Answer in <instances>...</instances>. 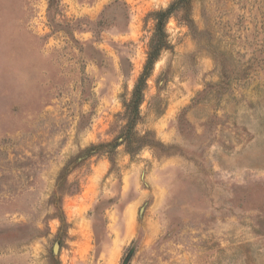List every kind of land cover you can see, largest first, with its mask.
<instances>
[{"label": "rangeland", "instance_id": "obj_1", "mask_svg": "<svg viewBox=\"0 0 264 264\" xmlns=\"http://www.w3.org/2000/svg\"><path fill=\"white\" fill-rule=\"evenodd\" d=\"M0 0V264H264V0ZM136 147V145H133Z\"/></svg>", "mask_w": 264, "mask_h": 264}, {"label": "trees", "instance_id": "obj_2", "mask_svg": "<svg viewBox=\"0 0 264 264\" xmlns=\"http://www.w3.org/2000/svg\"><path fill=\"white\" fill-rule=\"evenodd\" d=\"M188 3L189 0H175L166 10H160L152 14L154 28L149 41L143 71L136 80L129 100L124 104L126 125L122 131V137L124 138L122 142L126 144L128 153L142 148L145 143L142 139L134 138L133 130L139 120V107L143 101L146 80L150 76L152 68L161 52L169 47L165 24L172 13L181 8L186 9ZM133 145H136V147Z\"/></svg>", "mask_w": 264, "mask_h": 264}]
</instances>
